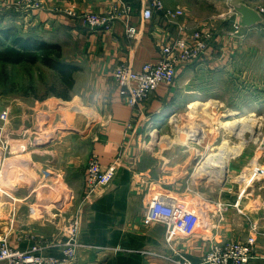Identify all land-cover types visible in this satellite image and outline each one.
Listing matches in <instances>:
<instances>
[{"label":"crops","instance_id":"crops-1","mask_svg":"<svg viewBox=\"0 0 264 264\" xmlns=\"http://www.w3.org/2000/svg\"><path fill=\"white\" fill-rule=\"evenodd\" d=\"M118 1L44 0L46 10H33L32 12H20L14 8L5 12L2 9L7 6H3V2L0 1V11L5 12L2 14V24L5 26L2 29H6L9 24H15L17 30L26 36L58 44L62 49L64 59L80 67L75 74L74 98H78L82 105L96 112L98 125L87 146L81 143L65 148L48 145L45 151L53 154L54 158L55 155L58 158L52 161L46 160V162L53 171L55 167L59 169L61 181L66 187L64 195L68 199L73 198V201L78 200L76 208L67 215L68 218L64 223L66 224L72 216L79 218V238L85 248L81 249L77 260L71 264H176L173 260L175 251L180 252L192 262L198 263L207 249L208 238L196 233L179 236L177 239V236L167 233L163 224L149 226L144 224L147 206L155 196L151 193L155 183L163 185L165 181L170 184L172 190L166 191L174 197L190 193L193 200H196L193 210H197L194 208L205 201L212 204L224 203L226 205L224 221L220 225L221 228L213 230L211 237L219 241H228L246 238L250 233L247 220L254 218L253 222H259L262 224L260 227L264 229V206L260 207L264 203V198H262L264 179L246 181L239 173L240 166L234 162H229L221 179L213 176L210 179H199L194 177V174L188 177L184 173L191 168L192 160H195L199 154L189 161L188 150L180 149V145L170 147L174 149L166 147L170 149L168 151L155 143H161L164 138L163 126L167 127L166 120H171L174 115L182 114L180 111L183 109L186 108L190 115H196L195 117L198 118L197 113L191 108L195 103L213 106L219 114L226 112L231 102L230 99L222 97L220 91L225 89L224 86L230 79L233 80L232 74L229 73L231 66L236 64L233 60L236 55L245 63L252 57L256 58L257 50L248 51L247 48L250 45L242 46V43L253 42L260 36L246 32L234 39L224 41L225 37L221 38L222 35L210 24L211 21L204 22L195 16L186 3L175 0L171 5L162 0L169 8L182 7L185 9L187 15L180 18L178 22L186 23L191 30L197 27L211 28V25L215 33L214 40L199 62L179 67L176 84L173 87L161 84L145 105L134 110L124 103L119 94V89L112 79L114 69L124 61L130 62L136 70H141L147 63L157 61L159 53L155 40H169L178 36L181 31L178 25L170 23L162 14L156 15L151 20L144 19L142 11L150 6L151 0H124L132 8L130 23L139 30L135 39L127 37L125 25L121 21H117L113 30L109 32H94L87 29L80 19L71 18L63 13V10L68 7L82 12L103 13ZM243 1L257 9L248 0ZM237 20L238 15L234 23ZM253 27L240 29L251 30ZM240 29H234L228 34L233 36ZM220 42L222 43L221 48ZM234 42L240 43L241 48L238 52L228 49ZM240 69L245 70L243 73L245 79H242V82L247 83V74L251 67L241 66L240 63ZM174 103H177L176 110L172 111L170 106ZM40 105L36 103L35 113L38 112L34 116L30 115L31 120L38 119L40 111L48 112L40 108ZM180 119L183 122V118ZM170 120L168 122L171 125ZM131 121L133 125L130 128L128 126ZM11 124L9 127H4L2 131L5 133L3 135L4 144L5 142L8 144L6 154L12 155L6 157V161L12 168H26L25 164L33 160L40 149L38 142H33L34 139L38 140L36 134L39 133L31 132L33 127L30 125V128L29 126L25 128H29L31 135L23 136L21 121L14 120ZM207 127L210 126L207 125ZM207 133L202 136L204 144L210 137V133L208 131ZM149 136L151 139L148 145L146 140ZM151 143L154 144L151 145ZM208 151L210 150L207 148L204 152ZM93 154L99 156L104 167L118 158L121 165L111 185L100 189L92 202H86L84 198L87 168ZM202 154L203 151L200 156ZM19 155L27 160L19 161ZM35 163L38 162L35 161ZM170 163H175V165L180 163L173 173L171 169L166 170V164L169 167ZM198 168H196L197 171ZM14 178L18 180V177ZM203 184L211 185L213 188L210 190L207 188L206 192L201 191L200 186ZM30 197L31 195H28L24 198L29 199ZM175 199L186 212H192V208H188L178 198ZM251 202L257 203L258 206L252 208ZM0 206H2L1 212L4 207L3 201H0ZM208 206L211 210H216L212 205ZM15 232L16 236L8 237L7 234L6 237L14 246L22 249L33 244L31 239L33 234L40 233L41 240L46 241L52 240L56 235L53 233L51 237L48 236L50 235L47 234L50 232L49 226L41 230H29V233ZM173 237L175 239H171ZM48 251L52 255H59L56 248ZM249 264H264V236L259 238L254 258Z\"/></svg>","mask_w":264,"mask_h":264},{"label":"rangeland","instance_id":"rangeland-1","mask_svg":"<svg viewBox=\"0 0 264 264\" xmlns=\"http://www.w3.org/2000/svg\"><path fill=\"white\" fill-rule=\"evenodd\" d=\"M164 1L171 5L175 2V0ZM180 1L181 3H186L191 8L192 13L204 22L208 20L211 21L210 24L222 35L221 38L225 37L223 39L224 41L226 39H234L238 35L243 33L246 34V32L259 35L260 38L255 39L253 42L249 41L242 43V46L246 44L250 45L247 48L248 51L257 50V57H252L245 63L239 60L238 55H236L233 60L236 61V64H233L229 70L233 80L230 79L228 84L224 86L225 89L220 91L221 96L230 99L231 102L230 107L226 109L225 113L219 114L218 111H215L210 119H205L206 117L201 118L197 112L195 113H197L198 118L195 117L196 115H190L189 111L185 108L183 111H180L182 114L174 115L175 118L172 120H166L165 124L167 127L163 126L165 135L162 134L164 137L161 140L162 146L159 142L155 144H159L162 149L166 147L170 148V146L178 147V145H180V149L184 151L188 150L187 152L190 154L189 161H191V159L196 156L195 152L192 150L195 151L196 148L193 147V149H190L187 144L190 140L199 139L192 136V132L194 131L193 128L198 130L204 129L210 133V137L208 141H205L206 144H204L202 138H200L201 145L196 144V142L191 143L193 146L201 147L204 150H200L198 153L199 155L197 154L198 157L192 160L191 168L186 170L184 175L190 177L194 174V177H198L199 179H210L212 176L210 173H206L202 168H198L199 165V167L204 165L207 156H209L210 153L217 154L221 152V150H224L225 147L235 149L236 147L243 146L240 148L241 152L239 151L240 153L238 152L229 162H234L236 165L240 166L241 170L239 173L246 181L259 178L264 179V24H257L251 30L246 29L243 31V29H240L238 32H235L233 36H230L228 33L234 31L235 28H233V24L237 17L232 6L233 0ZM248 1L254 4L257 9L264 8V0ZM12 9L13 8L6 7L2 10L6 12V10L9 11ZM4 11H0V31L2 27H5L2 24V14L5 13ZM211 25L210 27L213 28ZM7 26V28L14 27L17 29L15 24H9ZM21 34L24 35V33ZM236 44L237 46H235ZM219 46L221 48V42ZM240 48L239 42H234V44L228 47V49L236 52H238ZM240 63L241 66L251 67L250 72L247 74V83L242 82V79H245L243 76L245 70L240 69ZM174 84H176V82ZM54 88L58 92L64 91L57 73L44 64L0 66V109H2L0 111V183H2L3 190L0 193V201L4 202V207L0 212V235L6 236L8 234V237H14L16 236L15 231L27 233L29 230H41V228H47V226H49L50 232H47V234H50L48 236L51 237L53 233H59V228L64 226V221L68 218L67 215L74 211L78 203V200L73 201V198L68 199L64 195L66 187L64 182L61 181L59 169L55 167L53 171L50 169L51 166L46 162V160L52 161L58 158L56 155L54 158L53 154L46 153L45 151L48 149L46 146L53 145L65 148L78 143L87 146L93 137L98 121L94 110L82 105L78 98H74V89L70 92L72 96L71 99L65 100L52 92ZM45 100L47 101L44 103L43 101ZM37 102L41 104L40 108L48 112L45 113L40 111L39 114L41 117L39 116L38 119L33 118V120H31L30 115L34 116L38 112L36 111L35 113ZM176 104L177 103L172 104L170 110H176ZM205 106V109L210 107L208 105ZM82 108H85V110ZM5 113L7 116L4 115ZM179 117L183 118V122L180 121L181 119ZM242 117L245 119L247 118L244 124H237L238 126L233 125L227 129L221 125L222 122L227 120L235 121ZM14 120L17 122L21 121L24 130L23 136H30L31 132L36 131L39 133L36 134L38 140L34 139L33 142H38V148L40 149L37 154H35L34 161L31 159L26 164L24 163L26 168H12L10 163L6 161V157L12 155L6 154L8 144L6 142L4 144L5 138L3 135L5 133H2V131L4 127L12 125L11 123H13ZM169 120L171 121V125L168 122ZM207 124H209L208 126L210 127H207ZM30 125L33 127V131L31 132H29ZM27 126H29V128H25ZM241 129L245 130L243 132L245 137L242 138L240 135ZM207 131L204 135L208 134ZM33 134L35 136V133ZM76 137L78 139L75 140L74 138ZM156 137L155 141L157 139ZM150 139L149 136L146 142L148 143ZM153 144L154 143H151V145ZM169 148L166 149H168V151L174 149ZM207 148L210 151L204 152ZM202 151L203 154L200 156ZM18 159L21 162L27 160V158H23L21 155H19ZM35 161L38 163H35ZM179 164L175 165V163H170L169 167H167L168 164H166V170L171 169L173 173L175 169L178 168ZM196 168H198V171ZM14 177H18V180H15ZM215 178L221 179L222 177L216 176ZM159 185L155 183L151 192L152 195H170L169 192L166 191L172 190L170 184L164 181L163 185ZM207 188L210 190L213 187L211 185L207 186V184L200 186L201 191L204 190L206 192ZM206 194L209 195V193ZM28 195H31V197L25 199L24 197ZM172 197L178 198L185 203L188 208H192V211H195L193 207L196 200H193L190 193ZM262 198H264V196H262ZM205 203L206 201L194 209H198L201 205L209 208ZM256 206H258L257 203L251 202L252 208ZM262 206H264V203H262L260 207ZM1 207L2 206H0V208ZM56 214L57 216H55ZM253 219L247 220L250 233L255 224ZM207 220L210 222V227L216 224V219ZM156 224L159 225L161 223H155L153 225ZM220 225L218 227L221 228ZM258 225L261 226L262 224L258 222ZM164 226L167 231V226ZM218 227L216 228L218 229ZM191 230L192 229H180L177 227L174 232H170L169 234L177 236L178 239L179 236L200 233L203 237L207 238L212 236L213 230L215 229L207 231L208 229L204 228L203 225L199 223L196 229ZM186 231L191 232L187 233ZM40 235L41 234L38 233L37 238L39 240L42 239ZM44 236L47 237L46 235ZM171 239L175 238L173 237Z\"/></svg>","mask_w":264,"mask_h":264},{"label":"built area","instance_id":"built-area-1","mask_svg":"<svg viewBox=\"0 0 264 264\" xmlns=\"http://www.w3.org/2000/svg\"><path fill=\"white\" fill-rule=\"evenodd\" d=\"M0 1L3 2V6L14 8L20 12L41 11L47 8L44 0ZM64 1L72 2L74 0ZM257 10L264 16V8ZM63 13L71 18L80 19L90 31L109 32L113 30L117 21H121L125 25L127 37L135 39L139 33L138 28L130 23L132 8L124 0L113 3L108 11L103 13L82 12L72 7L64 9ZM161 14L170 23L178 25L180 34L169 40H155L159 53L157 61L145 64L141 70L134 69L130 62L124 61L117 65L112 74V79L119 89L122 100L134 110L145 105L161 84L173 86L179 67L199 62L214 40L215 33L211 28L197 27L191 30L186 23L178 22L180 18L187 15L182 7L169 8L162 0H151L150 6L142 11L145 20H151ZM234 28H241L238 21L234 23ZM4 115L7 116L6 113ZM132 125L133 121L128 127L131 128ZM151 138H153L152 135ZM120 165L121 162L118 158L104 167L97 154L91 155L87 168L84 198L86 202H92L100 189L111 185L117 176ZM2 191L0 184V193ZM209 203L205 204L215 207V211L201 205L195 211L186 212L177 199L170 195L157 194L148 204L143 221L146 226L155 223L164 224L168 228L167 233L174 232L177 227L194 230L199 223L208 229L207 231L217 230L216 227L224 221L226 205L222 202ZM207 219H216V224L210 227V222ZM254 223L251 233L243 240L219 241L214 237H207L209 244L198 263L192 262L178 251H175L173 260L176 264H249L254 258L259 238L264 236V229L258 223ZM59 230V233L50 241L39 240L38 235L33 234L31 237L33 244L26 249L14 246L8 237L0 235V264H71L75 262L81 249L85 248L79 238V218L72 216ZM52 248L58 249L59 255H52L48 251Z\"/></svg>","mask_w":264,"mask_h":264},{"label":"trees","instance_id":"trees-1","mask_svg":"<svg viewBox=\"0 0 264 264\" xmlns=\"http://www.w3.org/2000/svg\"><path fill=\"white\" fill-rule=\"evenodd\" d=\"M44 64L55 71L64 88L52 92L65 100L71 99L70 92L75 87V74L80 70L76 64L64 59L62 49L58 44L49 43L42 39L22 35L14 27L0 31V66L23 64Z\"/></svg>","mask_w":264,"mask_h":264},{"label":"bare ground","instance_id":"bare-ground-1","mask_svg":"<svg viewBox=\"0 0 264 264\" xmlns=\"http://www.w3.org/2000/svg\"><path fill=\"white\" fill-rule=\"evenodd\" d=\"M206 104H203V103H195L191 106V108L194 110V112H197L198 115L202 118L206 117L205 119L207 118H211L212 115H214V112H215V108L213 106H210L208 109H205L204 107ZM81 108V107H80ZM85 110V108H82ZM77 111V109H76ZM208 111V112H207ZM78 112V111H77ZM175 117L173 116L172 119H174ZM247 119V118H246ZM245 118H239L238 120H235V121H225V122H222V126L223 127H226L229 128L233 125H237V124H244L246 123V120ZM249 120V119H248ZM208 121V120H207ZM210 121V120H209ZM249 122V121H248ZM207 123V122H206ZM209 125V124H207ZM238 126V125H237ZM221 127V128H223ZM244 127V125H243ZM239 128V127H238ZM245 128V127H244ZM229 130V129H228ZM242 131V133H241ZM240 131V135H241V138L242 137H245V135H243V132L245 130H242L241 129ZM206 133V131L204 129H201V130H198V129H194V131L192 132V136H194L195 138H199V139H196V140H190V142L187 144L190 149H193L196 148V150H192L193 152H195V154L197 155L200 150H201V147H196V146H193L191 143L192 142H196V144H199L201 145L200 143V138H202V136ZM245 134V133H244ZM239 135V136H240ZM169 142V141H168ZM170 146V145H169ZM171 147V146H170ZM243 147V146H242ZM242 147H236L235 149L234 148H224V150H221V152L219 153H210L209 156H207V159H206V162H204V165H201L202 167H199L203 169L204 172L206 173H210L212 176H217V177H223L224 176V173L226 171V168H227V164H229V161L231 158H233L234 156L237 155V153L240 151V148ZM189 149V150H190ZM194 156V155H193ZM190 160V159H189ZM256 164V163H255ZM210 175V176H211ZM53 214V213H52Z\"/></svg>","mask_w":264,"mask_h":264},{"label":"water","instance_id":"water-1","mask_svg":"<svg viewBox=\"0 0 264 264\" xmlns=\"http://www.w3.org/2000/svg\"><path fill=\"white\" fill-rule=\"evenodd\" d=\"M232 6L238 15V24L241 28L264 24V16L255 8L244 3L243 0H233Z\"/></svg>","mask_w":264,"mask_h":264}]
</instances>
